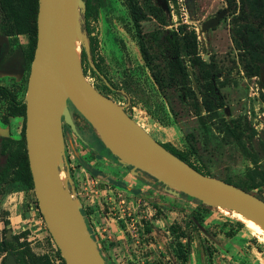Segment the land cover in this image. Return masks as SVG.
I'll return each instance as SVG.
<instances>
[{"label": "rangeland", "instance_id": "rangeland-1", "mask_svg": "<svg viewBox=\"0 0 264 264\" xmlns=\"http://www.w3.org/2000/svg\"><path fill=\"white\" fill-rule=\"evenodd\" d=\"M140 1L144 3L145 0ZM156 2L161 5L160 0ZM162 10L170 16L168 29L185 26L195 33L201 59L212 63L218 72L216 86L223 106L203 126L187 94L175 86L161 89L155 83L141 56L139 39L124 0H102L97 17L84 20L89 32L81 38L85 49L92 51L102 76L118 93L111 94L92 74L77 43V56L85 75L99 91L124 107L157 142L169 143L211 177L242 186L260 184L251 193L260 191L264 197V83L258 77L245 75L242 54L231 40L232 9L224 0H180L177 5L168 7L167 4V9ZM220 11L225 14L219 25L202 31L204 22ZM160 28L152 17L141 23L143 34ZM18 39L17 55L26 65L27 41L22 36ZM156 63L164 67V62ZM29 70L18 85H14L21 87L23 99ZM7 82L0 77V85ZM201 115L207 116L203 110ZM80 123L82 129L86 128L84 121ZM80 125L76 128L78 133L82 132ZM8 126L7 131L2 130L4 135L10 134L19 141L24 127L25 137L23 118L11 119ZM173 130L176 138H172ZM92 146H99V142ZM82 150L77 146L79 154ZM102 150L98 156L105 160L96 161L97 156L91 159L88 154L83 160L88 162L91 172L106 171L111 177L115 175L117 182L114 186L108 185L106 178L94 176L103 191L100 197H95L92 206L83 210L93 227L100 252L109 261L115 264H182L175 262L167 250V243L174 240L172 226H180L188 236L182 240L189 252L187 264H264L261 227L235 212L211 208L204 224L195 229L191 216L204 211L197 202L174 193L144 173L131 171ZM126 175L133 177L132 181L125 180ZM34 196L33 191H11L0 186V239L8 232L15 240L18 238L14 245L18 244L21 251L27 248L35 256L47 257L50 264H65L57 255L58 249ZM29 202L33 205L31 210ZM207 228L210 234L206 233ZM227 233L232 235L227 236ZM2 258L0 255V261Z\"/></svg>", "mask_w": 264, "mask_h": 264}, {"label": "water", "instance_id": "water-1", "mask_svg": "<svg viewBox=\"0 0 264 264\" xmlns=\"http://www.w3.org/2000/svg\"><path fill=\"white\" fill-rule=\"evenodd\" d=\"M160 4L167 9L165 0ZM83 13V0H38L36 46L24 97L26 152L33 191L47 231L65 264H106L88 231L66 169L62 119L81 139L69 104L124 167L148 175L178 195L235 212L264 231V200L184 163L144 131L124 107L87 81L76 46L80 44L90 58L81 41L86 36ZM224 14L220 11L204 22L202 31L217 27ZM189 74L193 77L191 70ZM261 81L264 83L263 76ZM193 84L198 95L197 84ZM5 264L18 263L9 256Z\"/></svg>", "mask_w": 264, "mask_h": 264}, {"label": "trees", "instance_id": "trees-1", "mask_svg": "<svg viewBox=\"0 0 264 264\" xmlns=\"http://www.w3.org/2000/svg\"><path fill=\"white\" fill-rule=\"evenodd\" d=\"M179 1L165 0L168 7L177 5ZM83 2V21L88 18H96L99 10L102 8V0H83ZM124 2L134 25L136 36L139 39L138 43L141 56L145 66L152 72L155 83L161 89L180 85V90L187 94L188 98L192 101L196 116L203 126L205 121L211 119V115H216V111L221 109L223 105L222 97L216 86L218 72L212 63H205L201 59L198 53V41L195 33L186 30L185 26H180L177 29H168L167 27L171 25L169 23L170 16L165 14L156 0H145L144 3L140 0H124ZM224 2L229 9H232L231 40L236 49L242 54L241 61L245 75L250 78H260L261 72L264 71V0H224ZM37 12L38 0H0V33L15 40L18 36L26 38L27 51L24 58L27 64L22 65L24 70H29L36 46ZM148 17L155 19L161 25V28L149 34H143L141 31V23L147 20ZM82 30L86 33L89 32L85 23L82 25ZM89 54L92 60L91 58H87L86 51L81 47L83 59L87 60L92 74L98 77L91 67L90 62L97 69L99 67L94 63L92 51ZM156 61L164 62V67L157 65ZM188 67L191 68L195 77L200 98H197L189 87ZM104 87L109 91L111 90L105 83ZM20 91L21 87L16 88L14 85H0V123L4 126H8L12 118H23L25 126V103L22 95H20ZM71 108L85 122L86 128L84 129L89 131L96 141L99 142L100 149L96 148L93 151L91 159L100 155L103 151L102 149H104L110 158L116 160L100 142L91 126L72 106ZM202 110L208 117L201 115ZM162 145L166 150L193 169L204 175L211 176L192 165L184 153L177 151L169 143ZM82 164L87 168L88 162L82 161ZM87 169L93 176L105 178L101 173L91 172L89 168ZM129 169L131 168L129 167ZM262 178L264 180L263 174ZM224 181L247 192L257 190L260 185L258 183H252L249 186H242L227 180ZM2 185L11 191L33 190V182L26 152L24 127L22 139L19 141L11 137H0V186ZM255 195L264 200L262 192L258 191ZM181 196L197 202L204 210L203 214L195 212L191 216V223L197 229V226L203 225L206 221V215L210 213L211 207L183 194ZM81 213L85 218L91 237L95 240L94 230L87 218L86 211L82 209ZM238 224L241 225L240 222ZM172 233L174 240L167 243L168 255L175 262L187 264L189 252L185 244L182 243V240L188 237L187 233L180 226H172ZM206 233L210 234L208 228L206 229ZM226 235H232V233H227ZM5 249L4 243L1 244L0 250L4 251ZM100 254L106 264H115L109 261L102 252ZM9 255H13L18 264H50L47 257L35 256L27 248L22 251L19 249L18 253L15 254L9 252ZM57 255L63 261L58 250Z\"/></svg>", "mask_w": 264, "mask_h": 264}, {"label": "flooded vegetation", "instance_id": "flooded-vegetation-1", "mask_svg": "<svg viewBox=\"0 0 264 264\" xmlns=\"http://www.w3.org/2000/svg\"><path fill=\"white\" fill-rule=\"evenodd\" d=\"M19 37L21 36H18L17 39L15 40L14 38H9L7 36H4L0 33V38H4L3 39V45L0 49V71H3L4 68L6 69H18V71L16 72V76H18V74L20 73V67H22L23 65V61H22V58L21 56H18L17 55V52L19 51L20 47L18 45L19 43ZM23 37V36H22ZM95 67V66H94ZM23 69V68H22ZM96 71L99 72L96 73V75L99 77V79H101V81L105 84L108 85V87H110V93L113 94V95H116L118 93L117 90H115L113 87H111L109 85V83L106 81V79L104 78H101L100 75L102 76V74L100 73V71L95 67ZM189 70H191V68H187V72H188V75H189V87L190 89L195 93L196 97L197 98H200V94H199V89H198V95L197 93L195 92L194 90V84L193 82L195 81L196 83V80H195V77L193 75V77L189 74ZM27 70H24L23 69V73L22 74V77L19 79L21 80L23 77H25V73H26ZM192 71V70H191ZM30 72V70H29ZM83 73L85 75V72L83 70ZM193 73V72H192ZM264 76V71L261 72V76H260V80H261V77ZM85 77H87L85 75ZM18 80V81H19ZM10 84L9 86L11 85H18L17 84V80L16 78H12V80H10ZM90 84H92L90 82ZM197 84V83H196ZM3 86H8V85H3ZM93 87H95L93 84H92ZM27 87V86H26ZM176 88H178L180 90V85L179 86H175ZM96 88V87H95ZM198 88V86H197ZM97 89V88H96ZM98 90V89H97ZM99 91V90H98ZM100 93H102L103 95L107 96L108 98H110L111 100H113L108 94H104L103 92L99 91ZM181 93H184L180 90ZM185 94V93H184ZM220 94V92H219ZM222 97V96H221ZM114 101V100H113ZM115 102V101H114ZM116 103V102H115ZM69 110H70V114H71V117L73 119V122L77 128V125L81 124L80 122H82V119L77 116V114L75 113L74 110H72L71 108V105L69 104ZM126 111V109H125ZM127 113V111H126ZM131 117V116H130ZM13 119V118H12ZM11 120V119H10ZM10 122V121H9ZM79 122V123H78ZM0 125H2L0 123ZM9 125V124H8ZM82 125H80V128H81V131L79 133L80 138L76 137L73 132L71 131L70 127L67 126L63 119H62V133H63V138H64V151H65V158H66V161L69 163L70 160H75L76 164L78 163H82L83 160V157H85L84 155H81L78 153L77 151V146L81 147L84 151V150H88V156H90L94 150L97 149H100L99 146H92L91 145H94L97 143L96 139L89 133V131H87L86 129H82L81 127ZM2 127H4L3 130H8L9 126H4L2 125ZM86 130V131H85ZM88 132V133H87ZM0 137H11L12 136L10 134H7V135H4V134H1ZM13 139V138H12ZM81 145V146H80ZM98 156V155H97ZM96 157V156H95ZM94 157V158H95ZM192 164V163H191ZM79 165V164H78ZM83 165V164H82ZM193 165V164H192ZM80 166V165H79ZM88 170V169H87ZM239 188V187H238ZM241 189V188H240ZM33 191V190H32ZM24 192H29L28 190H24ZM34 192V191H33ZM251 193V192H250ZM253 194V193H252ZM35 195V194H34ZM255 195V194H254ZM35 197V196H34ZM35 204L37 205V201H36V197H35ZM28 206H29V209L31 210L33 208V205H32V202H29L28 203ZM39 210V209H38ZM31 215H32V212H31ZM88 218V217H87ZM87 220V219H86ZM18 241V238L16 237V240L14 237H11L8 235V232H6V235L0 239V245L4 243L6 249L4 251H1L0 250V255L3 256V258L1 259L0 261V264H5L7 258L9 256H12L14 257L13 255H9V252H12L13 254L15 253H18V250L20 248H18V244L17 245H14L16 244ZM15 259V257H14ZM17 262V261H16Z\"/></svg>", "mask_w": 264, "mask_h": 264}, {"label": "built area", "instance_id": "built-area-1", "mask_svg": "<svg viewBox=\"0 0 264 264\" xmlns=\"http://www.w3.org/2000/svg\"><path fill=\"white\" fill-rule=\"evenodd\" d=\"M86 79L89 82L87 77ZM66 169L74 182L76 196L81 202L82 209L87 206H92L95 202V197H100L103 191L99 187L98 179L92 176V174L86 168L76 164L74 160H70L69 163L66 161Z\"/></svg>", "mask_w": 264, "mask_h": 264}, {"label": "crops", "instance_id": "crops-1", "mask_svg": "<svg viewBox=\"0 0 264 264\" xmlns=\"http://www.w3.org/2000/svg\"><path fill=\"white\" fill-rule=\"evenodd\" d=\"M20 68H22V67H20ZM17 71H18V69H6V68H4L3 71H0V77L6 78L8 80L6 85H9L10 82H11L10 80H12V78H16V80L18 81L22 77L21 73H19L18 76H16V72ZM2 130L3 129L0 127V133L4 134V132H2ZM176 134H177L176 131L173 130L172 138H176ZM80 154L86 156L88 154V150H84ZM98 159L105 160V158L102 157V156H97L95 160L97 161ZM99 173L103 174V176L106 178V182H107L108 185L112 184L114 186L116 184L117 177L115 175H112V177H111V175L109 176V173H107L106 171H100ZM130 175H132V174H130ZM124 179L127 180V181H132L133 177H131V176L128 177L126 175L124 177ZM123 264H125V263H123ZM132 264H134V263H132Z\"/></svg>", "mask_w": 264, "mask_h": 264}, {"label": "bare ground", "instance_id": "bare-ground-1", "mask_svg": "<svg viewBox=\"0 0 264 264\" xmlns=\"http://www.w3.org/2000/svg\"><path fill=\"white\" fill-rule=\"evenodd\" d=\"M241 216V215H240ZM242 217V216H241ZM244 218V217H243ZM246 219V218H245ZM247 220H249V219H247ZM249 221H251V220H249ZM253 224H255V225H257L256 223H254L253 221H251ZM257 226H259V225H257ZM260 227V226H259Z\"/></svg>", "mask_w": 264, "mask_h": 264}]
</instances>
